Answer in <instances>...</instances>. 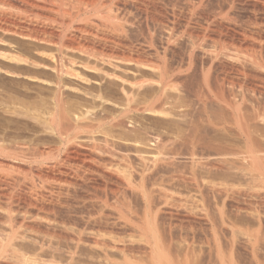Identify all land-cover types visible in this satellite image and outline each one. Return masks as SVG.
I'll use <instances>...</instances> for the list:
<instances>
[{
  "label": "bare ground",
  "instance_id": "obj_1",
  "mask_svg": "<svg viewBox=\"0 0 264 264\" xmlns=\"http://www.w3.org/2000/svg\"><path fill=\"white\" fill-rule=\"evenodd\" d=\"M79 19L99 31L62 40ZM6 34L58 47L49 61L0 49L51 90L56 141L17 145V160L58 183L0 190V264L57 263L60 246L88 249V264H264V0H0V46ZM208 92L241 100L201 103L214 110L201 124L184 112L190 151L135 120L172 115L171 93Z\"/></svg>",
  "mask_w": 264,
  "mask_h": 264
},
{
  "label": "rangeland",
  "instance_id": "obj_2",
  "mask_svg": "<svg viewBox=\"0 0 264 264\" xmlns=\"http://www.w3.org/2000/svg\"><path fill=\"white\" fill-rule=\"evenodd\" d=\"M93 17L94 16H92L90 18V20H89L90 22H92L91 20H94ZM40 21L45 22L46 24L52 23V25L55 24L54 26H58L57 23L51 22L50 20L45 21L42 19ZM85 21L84 20L80 21V19L75 20L69 26H65L64 28H62V30L60 29L59 31H61V32H59V33L62 36L61 39L62 38L63 39H65V38L69 39L72 37L77 38V39H82L84 36H88V35H92V34L95 35L94 33L97 30L99 31L98 28H95V29L93 28V30H92L90 27L86 28V30H85V28L81 27L85 23ZM87 21H86V23H87ZM78 26H80V27H78ZM76 27H78L79 29L81 28V29L78 30V28H76ZM80 31L81 32L83 31V32L81 33ZM84 32H85V35H84ZM5 37L7 40H10L11 42L12 41L13 42H12V44L6 43L5 45H1L0 49H2L5 54H9V55H13V54L17 55L16 53H18V54L21 53L20 55H23L26 57L29 56V57H33L34 59L45 60V61L48 60L49 61L51 59L49 55L50 54L53 55L54 53H56L57 48H58L55 45H51V44L47 45L46 43L38 42L35 40L32 41V40L20 38L17 36H12V35L6 34ZM202 40H203V44L205 45V47L207 49L209 48L211 50H213V49L216 50V48H217V50H218L219 48L221 49L222 45H223V48L225 46L227 48L230 47V48H228L229 50H232V49L235 50L236 49L234 46H231V44H229V43H226V44L221 43L220 44L218 41L214 40L210 36L205 37ZM40 49H41V52L39 51ZM42 49H44V50H42ZM42 52H44V54ZM251 53L252 52H248V53L246 52L247 57ZM70 55L72 57L76 58L77 60H82V58H81L82 55H80L79 53L71 52ZM0 66L2 67V70L0 71V144L6 146L9 149L7 151L8 153L7 152L3 153V155L0 154V159H1L0 160V176H1L0 190H2V189L3 190H24V189L29 190L31 183L33 184L32 186H34V185L36 186V187L34 186V188L31 186V188H33V190H38L37 188H40L39 190H45L46 187L48 188V189L46 188V190H49V188H50L49 185L55 186L58 183V181H56L54 178H51V177L48 178L49 176H47V175H46L47 177L42 176L45 174L40 173V171L38 170V166H39L38 163H36L37 164V166H36L35 163L28 164V163L22 162L21 160H17V145L18 146L23 145V144L24 145H30L33 143H41L44 141L54 143L56 141L54 134L51 132L50 129H48L47 124H45V121L43 120V119H45V117L43 118V116H46V114L43 115L45 113L44 111H48L47 109L51 107V102H50L51 101V96H50L51 90L48 89L47 87H45L46 85H44L43 83H40L39 81H34V80L30 79L29 77H27L26 75H24L26 73L24 70L22 71L23 75L17 76V63H15L14 61H11L10 59H6V58L4 59V58L0 57ZM4 71H6V72H4ZM9 72H11V73H9ZM24 76H26V77H24ZM261 85L264 87V83H262ZM205 94H207V93H204L201 95L197 94V97L194 94L193 95L192 94H190V95L183 94L182 96H180L181 97L180 98V97H176L173 93H171L169 96H167L168 102H167V100H165V102H166L165 108L170 109V111H172L173 114L176 113V117H175V115L173 116V114L172 115L170 114L168 116L165 115L163 117H157V116L147 115V114H139L135 117V120H136V122H138L137 123L138 126H144L147 128L149 127L150 130L155 131V132H159V133L163 134L165 137L168 136L170 138V135H171V138L172 137L175 138L177 136L180 137V138H177V140H178V145L181 148V151H185V150H186L185 152H187V150L190 151L192 149L191 143H186V145L188 146V148H187V146L185 145V142H188V141L190 142L189 139H191V140L193 139L192 141H194V137H188L187 136V134L190 133L189 132L190 130H189V126H187V123L185 121H182L183 116L186 115V113H184V112L188 113V115H186L187 118L189 116L188 119L193 120V118H194V120H193L194 122L196 121L197 124H198V122H199V124H201L202 120H204V119H206V117H208L207 115H209V117L212 118L211 114L214 113V110L211 107H209V109H207L208 111L211 110L210 112H208L206 109H201V106L203 108L202 104L207 103V100H208V103H210L214 99V100L222 102L225 105H228L229 102H232V104L235 105L238 102V100H239L238 103H240V100H241V98H240L241 94L239 92H236V94H235L238 96V98H236L237 96L236 97L233 96V97H230L229 100H227V98H228L227 96H223V98H221V95L213 96V94L209 93V92L206 96H208L209 94L211 96L210 97L208 96L206 98ZM203 95H204L205 99L203 98V100H202ZM172 97H173V99H172ZM224 97H226V98H224ZM67 98L69 101V105H73L74 107H75L76 103H79L81 101L79 98L74 97V96H67ZM187 98L189 100H187ZM231 98H233V99L231 100ZM248 99H249V96L247 97V100ZM199 100H201V101H199ZM205 100H206V102H205ZM181 102H182V104H181ZM249 102L250 101L248 100L247 103H249ZM183 104H184V107H183ZM200 104H201V106H200ZM179 110H181L182 112ZM189 111L191 112V114ZM201 111L203 114L201 113ZM180 112L184 113V115H182V117H180L181 116ZM205 112H207V115L205 114ZM178 113H180V114H178ZM199 114H200V116H199ZM195 115L198 118H195L194 117ZM200 117H202L203 119ZM199 118L201 120H199ZM183 122H185V123H183ZM139 124H142V125H139ZM186 129L189 130L187 133H186V131H187ZM162 131H164V132H162ZM174 133H178V134H174ZM182 133H185V134H182ZM192 133H193V131H192ZM210 133L214 134L216 132L213 133V130H212V132L210 131ZM219 133H220V131H219ZM219 133H217V134H219ZM261 133H263V132H261ZM117 134H118V132H117ZM132 134L136 135V133H134V132ZM181 134L183 135L182 137L179 136ZM220 134H222V132ZM141 137H143V136H141ZM180 139L182 140V142ZM12 153H14V154H12ZM54 162H55V160L53 161V163ZM56 162H60V160H56ZM18 165L22 166L21 167L22 170L21 169L19 170L17 168ZM75 165H73L71 167L67 166V168L70 169L69 171L72 175H74V173H75L74 176H76L77 174H78L77 176H79V174L82 175V174L87 172L86 169L83 170L84 167L82 166V164H79V165L75 164ZM80 167H82V168L80 169ZM83 171H85V172H83ZM17 176L19 177L20 182L19 181L17 182ZM29 182H31V183H29ZM17 183H19V185ZM26 183H28L29 187H28V185H26ZM164 183H163V186H166ZM1 185H3V186H1ZM42 186H43V188H42ZM81 186L78 187L79 188L78 190H80V189L84 190L85 187H89L88 185L87 186L81 185ZM163 186L161 187V188H163L162 190H168L166 188L170 187L169 185H167L165 188ZM17 188H19V189H17ZM170 188L173 189L172 187H170ZM85 189L86 190H89V189L92 190L91 188H85ZM171 189H169L170 191L168 190L167 192H169V193L172 192ZM173 190H175V189H173ZM60 245L65 246V242H62ZM64 248L65 247H63V250H62V246H60V251L55 254L56 258H57V263L51 262L52 264H54V263L60 264L61 262L58 263V261L60 259H61V261L64 260V261H62L61 264H64V262H65V264H86L87 263V262L85 263V259L87 258V255L89 254L88 249L85 248L87 251L85 249H81L82 251H80L79 253H80V255L81 254L82 255L80 256L79 253L68 254L69 252H67V251H70V250L69 249L67 250ZM62 252H63V254H62ZM64 252H66L67 254ZM77 254L79 256H77ZM65 256H66V258H65ZM84 257H85V259H83ZM68 258L69 259L71 258V259L69 260ZM65 260H67V261H65ZM79 260H82V261H79ZM48 264H50V262H48Z\"/></svg>",
  "mask_w": 264,
  "mask_h": 264
}]
</instances>
